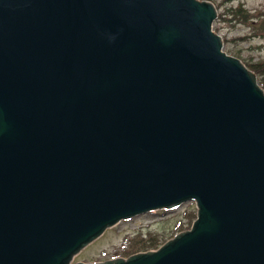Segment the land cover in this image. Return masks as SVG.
Here are the masks:
<instances>
[{"label": "water", "instance_id": "95a60500", "mask_svg": "<svg viewBox=\"0 0 264 264\" xmlns=\"http://www.w3.org/2000/svg\"><path fill=\"white\" fill-rule=\"evenodd\" d=\"M206 0H0V264H71L197 202L191 229L96 263L264 264V91Z\"/></svg>", "mask_w": 264, "mask_h": 264}, {"label": "rangeland", "instance_id": "374dc122", "mask_svg": "<svg viewBox=\"0 0 264 264\" xmlns=\"http://www.w3.org/2000/svg\"><path fill=\"white\" fill-rule=\"evenodd\" d=\"M243 1L251 14L262 13L263 16H260V18L264 19V0ZM212 2L216 5L218 14L224 13L226 7L224 0H214ZM254 21V24L259 22L258 19ZM213 25L214 30L224 39L223 49L229 55L238 57L245 65L247 62L264 59V37L254 36L252 26L236 23L235 20L230 21V19L222 20L221 22L215 21ZM243 37L248 38L243 40ZM236 51L240 54L236 55L234 53ZM260 80L264 82V78L258 76V83ZM262 89L264 91V88ZM197 210L196 200L191 199L176 208L157 209L118 221L111 227H108L98 239L89 242L76 253L71 264L104 262L118 256L129 257V254L126 255V251L130 249V244H126V241L130 237L139 235L140 233L144 235L153 233L159 238H166L161 245L163 246L179 233L189 230L188 224L179 228L180 220L186 223L185 214L188 211L197 213ZM139 252H135L134 254Z\"/></svg>", "mask_w": 264, "mask_h": 264}, {"label": "trees", "instance_id": "16d2710c", "mask_svg": "<svg viewBox=\"0 0 264 264\" xmlns=\"http://www.w3.org/2000/svg\"><path fill=\"white\" fill-rule=\"evenodd\" d=\"M203 1V0H202ZM206 1H214V0H206ZM226 3V7L224 13L218 14L216 21L221 22L222 20H235L236 23L248 24L252 26V30L254 32V36H263L264 37V19H261L260 16L263 14H251L249 10L245 7V2L243 0H224ZM230 16V17H229ZM258 19L259 22L254 24V20ZM261 19V20H260ZM248 37H243V40H246ZM236 55L240 54L238 51L234 52ZM247 67L253 70L259 77L264 78V59L255 61V62H247ZM259 85L261 88H264V82L259 81ZM197 218L196 212H187L185 214L186 223L180 220L179 228H182L184 225L188 224L189 229L192 228L194 221ZM180 230V229H179ZM143 235V237H141ZM145 236V237H144ZM166 238H159L156 234L149 233L148 235H144L140 233L139 235H134L130 237L126 244H130V249L126 251V255L128 256L134 254L135 252H147L150 250H154L155 248L161 247Z\"/></svg>", "mask_w": 264, "mask_h": 264}]
</instances>
